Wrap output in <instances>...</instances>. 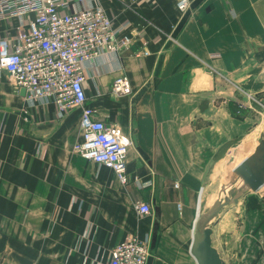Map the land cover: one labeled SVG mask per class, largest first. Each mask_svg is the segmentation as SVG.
Segmentation results:
<instances>
[{
	"label": "crops",
	"instance_id": "0c3cea01",
	"mask_svg": "<svg viewBox=\"0 0 264 264\" xmlns=\"http://www.w3.org/2000/svg\"><path fill=\"white\" fill-rule=\"evenodd\" d=\"M90 3L133 35L128 48L84 65L88 104L132 142L131 181L74 152L80 109L60 117L0 72V264H108L130 235L152 241L149 264H197L200 204L264 130L263 110L245 97L264 105V0H193L186 14L175 0ZM19 23L0 21V39ZM144 44L150 54L137 55ZM120 76L130 94L111 92ZM138 202L152 215H140ZM213 241L226 264H264V186L222 211Z\"/></svg>",
	"mask_w": 264,
	"mask_h": 264
},
{
	"label": "built area",
	"instance_id": "2783aa9c",
	"mask_svg": "<svg viewBox=\"0 0 264 264\" xmlns=\"http://www.w3.org/2000/svg\"><path fill=\"white\" fill-rule=\"evenodd\" d=\"M192 3L175 0L182 14ZM29 16L32 18L27 23ZM15 18L20 20L16 35L0 39V72H7L14 88L24 90L28 100L54 104L60 117L80 109L81 139L74 152L110 168L122 184H128L127 158L132 142L116 125L98 118L88 104L84 66L103 52L128 48L133 35L127 33V25L115 28L109 14L90 0H0V21ZM149 54L146 44L137 52L139 56ZM111 92L130 94L126 77H117ZM245 97L261 104L252 93L245 92ZM135 208L143 216L153 213L147 202H138ZM150 251L149 240L130 235L114 246L108 264H149Z\"/></svg>",
	"mask_w": 264,
	"mask_h": 264
},
{
	"label": "water",
	"instance_id": "95a60500",
	"mask_svg": "<svg viewBox=\"0 0 264 264\" xmlns=\"http://www.w3.org/2000/svg\"><path fill=\"white\" fill-rule=\"evenodd\" d=\"M226 177L227 172H224L220 187L210 199L211 203L200 204L190 249L197 264H226L214 244V228L226 207L237 205L248 193L256 192L264 186V130L256 150L233 170L229 180Z\"/></svg>",
	"mask_w": 264,
	"mask_h": 264
},
{
	"label": "rangeland",
	"instance_id": "374dc122",
	"mask_svg": "<svg viewBox=\"0 0 264 264\" xmlns=\"http://www.w3.org/2000/svg\"><path fill=\"white\" fill-rule=\"evenodd\" d=\"M256 98H257V96L255 95V94H253ZM258 99V98H257ZM259 100V99H258ZM260 101V100H259ZM252 103H254V102H252ZM262 105V106H261ZM257 106H259L262 110H263V112H264V106H263V104L261 103V104H257ZM237 152L239 153V150L237 149ZM243 155H241V157H242ZM239 160H240V158H239ZM229 161H231V160H228L227 161V163H226V166H227V164H230L229 163ZM225 166V167H226ZM224 174V173H223ZM207 197L209 198V196L208 195H204V200L206 201V199H207ZM207 202V201H206ZM207 204V203H206ZM150 249H151V258H152V256H153V248H152V241H150ZM232 251L230 252V256H228V259H230V260H235V255H234V252H233V258H232Z\"/></svg>",
	"mask_w": 264,
	"mask_h": 264
}]
</instances>
